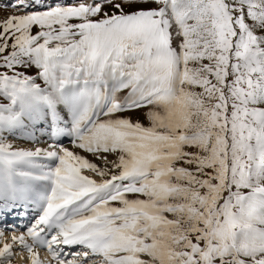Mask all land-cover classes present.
<instances>
[{
	"label": "snow or ice",
	"instance_id": "6c2138e0",
	"mask_svg": "<svg viewBox=\"0 0 264 264\" xmlns=\"http://www.w3.org/2000/svg\"><path fill=\"white\" fill-rule=\"evenodd\" d=\"M4 7L0 264H264V0Z\"/></svg>",
	"mask_w": 264,
	"mask_h": 264
},
{
	"label": "bare ground",
	"instance_id": "6f19581e",
	"mask_svg": "<svg viewBox=\"0 0 264 264\" xmlns=\"http://www.w3.org/2000/svg\"><path fill=\"white\" fill-rule=\"evenodd\" d=\"M64 139L65 138H62V140ZM48 142L50 141H48L46 136L39 137V143L41 146H46ZM14 143H16L20 147L30 146L23 139L16 140L14 141ZM68 147L71 148V146H68ZM33 217H34V213L30 209L26 210L22 208L21 210L14 211L10 215H8L5 222L6 223L8 222L7 224L10 223L9 224L10 226L15 225L19 233L25 230V228L32 222ZM16 251H17V255L15 256L16 258H15L14 264H30L29 259H28L29 254L27 253V251L20 252L18 248L16 249ZM41 258L42 259L48 258V254L44 252L43 250H41Z\"/></svg>",
	"mask_w": 264,
	"mask_h": 264
},
{
	"label": "rangeland",
	"instance_id": "374dc122",
	"mask_svg": "<svg viewBox=\"0 0 264 264\" xmlns=\"http://www.w3.org/2000/svg\"><path fill=\"white\" fill-rule=\"evenodd\" d=\"M15 2V0H0V20H3L4 18H6L8 15L12 14L15 9L11 8V7H4L5 5H11ZM68 3H72L73 0H67ZM35 70H33V72L31 74H34ZM133 115L134 117L137 115L136 113H133L131 114ZM62 143L65 145V146H71L70 144V141H69V138H65L64 140H62ZM79 151V150H77ZM81 154H84V153H81ZM90 175V173H89ZM22 208H18L16 211H19L21 210ZM8 223V222H7ZM10 224V223H9ZM8 224V225H9ZM18 224V223H17ZM16 258V257H15ZM15 258L13 260V264L15 262Z\"/></svg>",
	"mask_w": 264,
	"mask_h": 264
}]
</instances>
